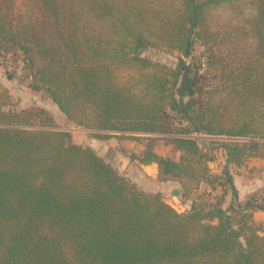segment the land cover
<instances>
[{"label":"trees","instance_id":"trees-1","mask_svg":"<svg viewBox=\"0 0 264 264\" xmlns=\"http://www.w3.org/2000/svg\"><path fill=\"white\" fill-rule=\"evenodd\" d=\"M221 6L233 17L216 19ZM5 56L96 137L160 135L131 157L195 199L178 211L0 88V264H264L260 195L225 208L233 176L208 165L216 148L234 166L264 158V0H0ZM158 138L178 160L154 151Z\"/></svg>","mask_w":264,"mask_h":264},{"label":"rangeland","instance_id":"rangeland-1","mask_svg":"<svg viewBox=\"0 0 264 264\" xmlns=\"http://www.w3.org/2000/svg\"><path fill=\"white\" fill-rule=\"evenodd\" d=\"M247 12V9H246ZM214 17L218 20H225L229 17H233V11L226 6H221L214 11ZM202 50L201 47L197 48L196 54H199ZM143 55L157 61L164 62L169 65H174L177 61V52H170L164 49L157 48H147L142 52ZM24 63L21 56L15 57L5 56L0 60V88H5L9 90L13 97L14 107L15 108H25L31 105L42 106L46 108L55 119L57 128L66 130L70 133L73 142L81 144L84 146H90L88 143L90 140H105L98 138L94 135V131L89 129L82 128L75 125L69 121L66 116L59 110L57 105L51 100V98L44 91H34L29 87V79L26 76L25 68H23ZM204 134H197L195 136L199 143L202 145H210L208 140L209 138L203 137ZM160 136V135H159ZM165 135H161V137ZM205 136V135H204ZM160 147V150H166V142L163 139L158 138L155 141V145ZM93 148V147H92ZM94 149V148H93ZM95 150V149H94ZM96 151V150H95ZM174 156V151L171 153ZM216 161L214 164H217L221 171L227 168L228 171L232 174L234 181L236 182V191L238 196L240 193H243L246 196L244 190L250 189V193L253 195H263L264 194V159L262 158H251L248 162L241 166L235 167L229 164L226 160V154L220 148H216ZM162 177L158 180L151 182L148 188H162V195L166 201H169L175 209L178 211H184L183 201L177 199L176 195L171 193L165 186L166 176L161 174ZM181 188V184L177 182ZM231 194L228 195L227 202L231 201Z\"/></svg>","mask_w":264,"mask_h":264},{"label":"crops","instance_id":"crops-1","mask_svg":"<svg viewBox=\"0 0 264 264\" xmlns=\"http://www.w3.org/2000/svg\"><path fill=\"white\" fill-rule=\"evenodd\" d=\"M153 136H159V135L142 133V132H115L113 136L105 140H98V139L93 141L90 140L88 144L91 145L99 155H101L104 159L110 162L122 175L136 182L144 190L163 192L162 188L152 189L146 187L151 182H154L158 180V178L162 177V175H160L159 165L156 162L142 163L139 159L131 157L132 154L136 156L142 155L146 149L148 138ZM203 137L210 138L206 134L205 136L203 135ZM153 149L157 154L162 156H169L175 160H178L180 156V152L174 150L171 145H166V150L162 151L160 150V147L157 144L156 145L154 144ZM172 151H174L175 153L174 156L171 154ZM251 158H262V157H250L247 159L245 164ZM214 161H216V154H215V159L209 161L208 165L212 171L220 173L221 169L217 164H214ZM241 166H235V167H241ZM165 181H166L165 186L166 188H168L169 191H171V193L174 194L173 190L175 188H179L180 194L182 193V189L179 187L176 180H173L171 178H165ZM232 183L234 186V191L229 190L225 195V201H224L225 208H227L230 204H232L235 201H245L246 199H248L250 196L253 195L250 193V189H248V190H244L246 196H244L243 193H240L239 194L240 196H238L235 187L236 182L234 181V178ZM205 187H206L205 184L201 185V188H205ZM229 194H231L232 197H231V201L228 203L227 198ZM176 197L177 199L182 200V195L181 197H178L176 195ZM194 199L195 198H191L190 200L183 201L184 211L190 208L192 201ZM263 214L264 213L262 209H256L253 211L254 220L259 225L263 219Z\"/></svg>","mask_w":264,"mask_h":264},{"label":"built area","instance_id":"built-area-1","mask_svg":"<svg viewBox=\"0 0 264 264\" xmlns=\"http://www.w3.org/2000/svg\"><path fill=\"white\" fill-rule=\"evenodd\" d=\"M197 134L202 135L203 133H193V136H197ZM258 203L262 205V210H263V213H264V194L259 196ZM260 226L264 230V214H263V219H262V221L260 223Z\"/></svg>","mask_w":264,"mask_h":264},{"label":"water","instance_id":"water-1","mask_svg":"<svg viewBox=\"0 0 264 264\" xmlns=\"http://www.w3.org/2000/svg\"><path fill=\"white\" fill-rule=\"evenodd\" d=\"M174 194H176L178 197H181V194H180V189L179 188H175L173 190Z\"/></svg>","mask_w":264,"mask_h":264}]
</instances>
